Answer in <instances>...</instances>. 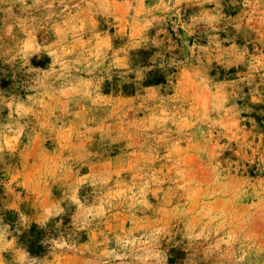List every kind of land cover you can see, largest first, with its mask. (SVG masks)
Returning <instances> with one entry per match:
<instances>
[{
	"label": "rangeland",
	"instance_id": "1",
	"mask_svg": "<svg viewBox=\"0 0 264 264\" xmlns=\"http://www.w3.org/2000/svg\"><path fill=\"white\" fill-rule=\"evenodd\" d=\"M0 264H264V0H0Z\"/></svg>",
	"mask_w": 264,
	"mask_h": 264
}]
</instances>
